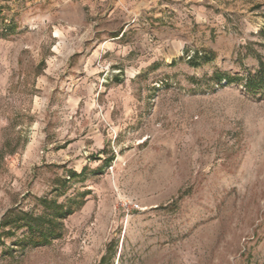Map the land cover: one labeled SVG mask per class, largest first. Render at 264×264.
Masks as SVG:
<instances>
[{
    "label": "rangeland",
    "instance_id": "obj_1",
    "mask_svg": "<svg viewBox=\"0 0 264 264\" xmlns=\"http://www.w3.org/2000/svg\"><path fill=\"white\" fill-rule=\"evenodd\" d=\"M168 5L0 0V264H264V0Z\"/></svg>",
    "mask_w": 264,
    "mask_h": 264
},
{
    "label": "trees",
    "instance_id": "obj_2",
    "mask_svg": "<svg viewBox=\"0 0 264 264\" xmlns=\"http://www.w3.org/2000/svg\"><path fill=\"white\" fill-rule=\"evenodd\" d=\"M246 85L248 90L253 92L260 87H264V66H260L258 70L250 72ZM76 174L77 172H73L69 177L71 178ZM84 196L85 192H81L78 198L76 197L72 201L78 204L76 207L72 205L66 206L64 203L53 199L48 200L45 197V211L42 214L35 216L31 212L25 210H21L17 213L15 210L11 209L3 215V219L0 223L5 226H11L8 231H13V229L26 225L28 228L29 235H27V238L29 241L34 244H45L50 242L52 238L61 235L60 229L63 225L62 220L82 205ZM48 212L50 213L48 214ZM106 259L107 254L103 255L98 264H105Z\"/></svg>",
    "mask_w": 264,
    "mask_h": 264
},
{
    "label": "crops",
    "instance_id": "obj_3",
    "mask_svg": "<svg viewBox=\"0 0 264 264\" xmlns=\"http://www.w3.org/2000/svg\"><path fill=\"white\" fill-rule=\"evenodd\" d=\"M126 6L133 12L138 14L147 13L152 9H158L160 7H169L168 2L174 0H122ZM72 0H61L62 4H69ZM93 8L95 14L105 15L106 13H113L117 7L115 6L116 0H85ZM115 6V7H114ZM119 35V34H118Z\"/></svg>",
    "mask_w": 264,
    "mask_h": 264
}]
</instances>
